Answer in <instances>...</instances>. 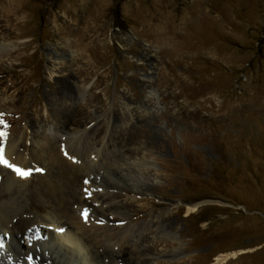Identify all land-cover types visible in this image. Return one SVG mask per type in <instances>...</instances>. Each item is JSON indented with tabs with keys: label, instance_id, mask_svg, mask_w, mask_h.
Returning <instances> with one entry per match:
<instances>
[{
	"label": "rangeland",
	"instance_id": "rangeland-1",
	"mask_svg": "<svg viewBox=\"0 0 264 264\" xmlns=\"http://www.w3.org/2000/svg\"><path fill=\"white\" fill-rule=\"evenodd\" d=\"M0 44V146L30 173L2 163L0 209L32 221L0 219V264H264V0H0ZM42 128L81 136L83 159L49 135L75 218Z\"/></svg>",
	"mask_w": 264,
	"mask_h": 264
},
{
	"label": "bare ground",
	"instance_id": "bare-ground-1",
	"mask_svg": "<svg viewBox=\"0 0 264 264\" xmlns=\"http://www.w3.org/2000/svg\"><path fill=\"white\" fill-rule=\"evenodd\" d=\"M0 45H2V44H0ZM1 48L2 47L0 46V50H1ZM65 88H66V90H65ZM65 88L63 89L62 93L68 94V92L70 90L67 87H65ZM42 129L40 131L38 130V134H36L35 139H34V142L37 144V149H39L42 152L48 153V157L50 158V161H49L50 164H52V166H55V168L58 169V172L60 175L62 174L66 177V181H67L66 183H68L67 185H60V184L56 185L55 183H52L51 181H45L46 183H45L44 188L47 189L48 192L51 193V195L54 197V199H56V201L58 202L57 212L59 214H64V215L68 214L70 216L69 218H75L76 217V216H74L75 213L73 211H69L68 209L66 210V208L68 207L67 206L68 200L70 198L72 199V196H73V194L70 195L68 186L70 187L72 184H74L75 180L78 179V175H77L78 171L76 170L78 168L74 164L75 162L73 164H72V162H70L72 164V166L76 169L71 170V167H70V169H68V166H67L68 164L64 163L65 160L63 161L61 158H59V159L57 158L56 155H58L60 153V151H57V149H55L57 142L51 141L49 139V137H50L49 135H54L55 137L58 136V142H60L59 147H62V150H65L67 144H69V143L72 144L73 145V154L78 155L79 158L83 159L84 158L83 157L84 152L80 147L81 146V144H80L81 143V136H77V134L74 135L72 133L69 136H64V135H62V133H60V131L58 129L57 130H54V129L50 130V129H45V128H42ZM89 135H88L87 140H84L85 144L88 142V139L90 137ZM17 144H18L17 140L10 139V140L4 141L3 144L0 146V163H1L0 167H2L3 164L7 165L5 163V161H7L9 164H14L23 170L27 169V167H28L27 159L21 155L22 154L21 152L18 151L19 148H17ZM50 148H51V150L48 151ZM95 152L97 155L98 154L104 155L102 150H101V152L100 151H95ZM33 153H34V163L40 164L41 162L45 161L44 159H42L37 154L38 153L37 151L33 152ZM86 153H87V151H86ZM85 160L84 161L87 162V164L89 166H91V167L93 166V163H92L93 160L92 159L91 160L85 159ZM84 161H82V162H84ZM76 162H77V160H76ZM103 164H105V163H103ZM10 168H12V167H10ZM82 168H84V167H82ZM29 169H30V167H29ZM91 169H93V168H91ZM14 172L15 173L13 174V176H11L12 179H9V181H8L9 185L13 184L14 178H17V176H21L15 170H14ZM194 207L195 206L193 205L189 209H193ZM13 211H14V208L12 205L7 206L5 208L3 207V209H0V219H4V221H8V223L10 224V229H11L12 234L15 233V230L19 231L21 233L27 232L32 221H30V219H28L26 216H25L26 218H23L24 217L23 216L22 218H20L18 220L9 219L10 213H12ZM17 218H19V217H17ZM81 218H83V217L78 216L77 221L74 220L73 222L77 226V228H79L81 231H83V233H82L83 235L87 234V232H90L89 235L87 234L85 236H87V238L88 237L97 238L98 243L99 242L101 243V241L103 242V241H106V239H108L104 235V234H108V232H106V230H102V229L96 228V227H90L88 230V229H86L83 221L80 220ZM49 220H51V221L53 220L52 222H54V219L49 218ZM31 228L33 229V227H31ZM142 228H144V227H142ZM91 231H93L92 234H91ZM139 231H140V229H138V232ZM132 232H133L132 229H129L127 227L126 231H123L122 233H120L118 235L115 242L123 243V242L127 241V242L131 243L132 246H137L138 244L136 243V241H137L138 237L134 236L132 234ZM139 233H141V232H139ZM56 236H57L56 238L58 241L60 240L61 242L65 241V242L71 243L72 247L78 248L79 250L81 249V245H83V243H81V241H80V238H76L75 236H74V238L70 237L69 235L66 236L65 234H63V235L57 234ZM133 236L136 237L135 240H133V238H132ZM229 255H227V254L221 255L217 259L218 264L223 262L224 260H226L229 257ZM43 261H44V257H42V256L39 257V262H43Z\"/></svg>",
	"mask_w": 264,
	"mask_h": 264
},
{
	"label": "snow or ice",
	"instance_id": "snow-or-ice-1",
	"mask_svg": "<svg viewBox=\"0 0 264 264\" xmlns=\"http://www.w3.org/2000/svg\"><path fill=\"white\" fill-rule=\"evenodd\" d=\"M65 155H67V152H65ZM5 163L7 164V166L12 167L18 174H20L22 176H27V175L30 174L26 170H23L20 167L14 165V164H9L7 161H5ZM82 215H84L85 218H87V212L86 211L84 213H82ZM60 231H63V229H60ZM0 247H3V245L0 244Z\"/></svg>",
	"mask_w": 264,
	"mask_h": 264
}]
</instances>
